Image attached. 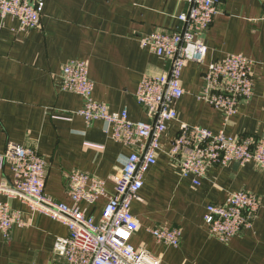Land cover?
Listing matches in <instances>:
<instances>
[{
  "label": "crops",
  "instance_id": "obj_1",
  "mask_svg": "<svg viewBox=\"0 0 264 264\" xmlns=\"http://www.w3.org/2000/svg\"><path fill=\"white\" fill-rule=\"evenodd\" d=\"M40 27L21 31L19 23L0 17V155L7 144L32 146L46 163L44 192L71 206L64 174L74 170L107 182L131 150L115 142L102 122L87 127L77 115L81 98L61 89V72L71 60L88 65L93 98L111 112L126 111L131 122H147L146 111L135 101L143 76L166 73L170 62L141 49L139 38L181 28L185 0H42ZM207 47L202 66L188 64L182 71L185 94L175 103L177 121L160 138L156 164L143 179L139 200L131 213L139 230L130 239L134 249L158 257L160 264H264V172L255 164L210 168L193 186L180 179L169 156L180 124L231 137L264 139V5L258 0H221L218 13L202 36ZM251 61L253 94L225 124L221 114L200 98L202 75L210 63L228 55ZM12 169H0V183L12 180ZM246 191L260 199L251 227L229 243L209 236L204 216L210 204H223L230 193ZM6 198L0 196V202ZM10 207L29 226L15 228L8 238L0 232V264H49L57 238L68 229L50 217L32 213L16 200ZM106 205L101 198L86 209L97 223ZM181 230L178 248L158 245L149 229Z\"/></svg>",
  "mask_w": 264,
  "mask_h": 264
},
{
  "label": "built area",
  "instance_id": "obj_2",
  "mask_svg": "<svg viewBox=\"0 0 264 264\" xmlns=\"http://www.w3.org/2000/svg\"><path fill=\"white\" fill-rule=\"evenodd\" d=\"M221 0H185L186 13L177 20L181 28L172 33L156 32L139 38L141 49L170 62L166 73L158 77L143 76L134 95L136 103L149 118L147 122H131L126 111L111 112L107 105L94 100V84L89 79L88 65L71 60L62 69L61 89L78 95L82 107L77 112L87 127L102 122L111 138L130 148L121 159L119 171L109 178L114 193L108 195L107 182L79 170L64 174L66 195L71 206L54 201L44 192L46 163L32 146L7 144L0 155V169L7 163L12 180L0 183V232L8 238L15 228L28 227L21 214L11 209L16 200L32 213L50 217L68 229L66 238H57L54 260L49 264H160V259L143 249H134L130 239L139 230L131 213V205L139 200L146 172L156 164L160 138L168 124L177 121L175 103L185 94L181 85L183 69L188 64L202 66L207 47L202 36L218 13ZM264 5V0H258ZM42 0H0V17L19 23L21 31L40 27ZM251 61L241 55H228L209 64L202 75L200 98L218 111L225 124L241 104L251 100L253 81ZM180 179L193 178V186L213 167L255 164L264 172V139L231 137L223 131L180 124L171 141L169 153ZM106 205L96 223L85 212L99 199ZM260 199L249 192L230 193L223 204L206 207L204 221L209 236L222 244L229 243L243 230L251 227L260 211ZM158 245L178 248L181 230L175 227H154L148 230Z\"/></svg>",
  "mask_w": 264,
  "mask_h": 264
}]
</instances>
